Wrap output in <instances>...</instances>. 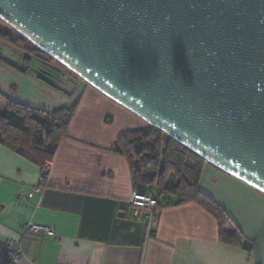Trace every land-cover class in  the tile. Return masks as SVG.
Wrapping results in <instances>:
<instances>
[{
  "label": "water",
  "instance_id": "1",
  "mask_svg": "<svg viewBox=\"0 0 264 264\" xmlns=\"http://www.w3.org/2000/svg\"><path fill=\"white\" fill-rule=\"evenodd\" d=\"M0 20L264 193V0H0Z\"/></svg>",
  "mask_w": 264,
  "mask_h": 264
},
{
  "label": "crops",
  "instance_id": "2",
  "mask_svg": "<svg viewBox=\"0 0 264 264\" xmlns=\"http://www.w3.org/2000/svg\"><path fill=\"white\" fill-rule=\"evenodd\" d=\"M0 41V91L10 101L52 112L77 106L42 184L40 166L0 142V264L17 242L18 264H264V193L206 163L198 188L236 225L241 243L220 239L217 219L197 203L163 208L146 234L127 203L131 172L113 145L142 119L83 80ZM0 114L6 104L0 100ZM36 187L41 192L28 197ZM26 223L54 236L23 234Z\"/></svg>",
  "mask_w": 264,
  "mask_h": 264
},
{
  "label": "trees",
  "instance_id": "3",
  "mask_svg": "<svg viewBox=\"0 0 264 264\" xmlns=\"http://www.w3.org/2000/svg\"><path fill=\"white\" fill-rule=\"evenodd\" d=\"M0 41L25 54L18 69L21 72H24L33 57L47 63L53 60L9 27L0 26ZM78 99V96L75 97L68 108L45 112L14 103L0 91V100L6 104L0 114V142L36 160L40 166L42 184L48 171L45 162L49 161L58 141L65 135ZM112 148L127 160L133 191L150 196L156 202L154 226L150 234L154 233L163 208L194 202L217 219L222 241H243L238 228L223 208L199 190L200 174L207 162L192 151L151 126L125 132Z\"/></svg>",
  "mask_w": 264,
  "mask_h": 264
},
{
  "label": "built area",
  "instance_id": "4",
  "mask_svg": "<svg viewBox=\"0 0 264 264\" xmlns=\"http://www.w3.org/2000/svg\"><path fill=\"white\" fill-rule=\"evenodd\" d=\"M45 167L48 168V164H45ZM41 190L39 187L34 188L29 194L28 197H32L36 193H40ZM127 203L131 207L132 217L135 220H144L146 223V234H149L153 230V221H154V208L156 202L152 197L147 195H140L136 191H132L128 197ZM21 232L23 234H33V235H47L54 236V231L46 226L37 225L34 223H26L22 226ZM6 257L8 264H18L21 257L20 246L17 242L8 241L6 243Z\"/></svg>",
  "mask_w": 264,
  "mask_h": 264
},
{
  "label": "rangeland",
  "instance_id": "5",
  "mask_svg": "<svg viewBox=\"0 0 264 264\" xmlns=\"http://www.w3.org/2000/svg\"><path fill=\"white\" fill-rule=\"evenodd\" d=\"M0 26H2V27H9V26H7L4 22H2L1 20H0ZM9 28H10V27H9ZM11 29H12V28H11ZM50 64H51L53 67L57 68L58 71H59L60 73L66 74L67 76L71 77L74 81L80 79L77 75H75V74L72 73L71 71L66 70L64 66H62L59 62L55 61L54 59L50 62ZM80 81H81V79H80ZM0 105H2V104H0ZM147 126H148V125H147ZM169 179H170L171 181H174V179H172L171 177H169Z\"/></svg>",
  "mask_w": 264,
  "mask_h": 264
}]
</instances>
